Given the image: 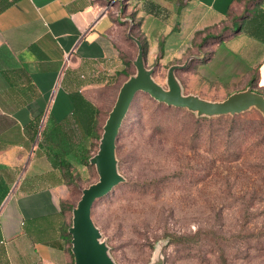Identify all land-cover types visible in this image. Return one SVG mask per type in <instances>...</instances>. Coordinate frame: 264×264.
Returning a JSON list of instances; mask_svg holds the SVG:
<instances>
[{"label": "crops", "instance_id": "obj_1", "mask_svg": "<svg viewBox=\"0 0 264 264\" xmlns=\"http://www.w3.org/2000/svg\"><path fill=\"white\" fill-rule=\"evenodd\" d=\"M130 35L146 64L154 39L159 60L186 54L178 79L264 87V0H0V264H73L72 182L134 72Z\"/></svg>", "mask_w": 264, "mask_h": 264}, {"label": "rangeland", "instance_id": "obj_2", "mask_svg": "<svg viewBox=\"0 0 264 264\" xmlns=\"http://www.w3.org/2000/svg\"><path fill=\"white\" fill-rule=\"evenodd\" d=\"M157 45L155 39L147 42V64L166 86L168 66L182 63L186 54L167 53L159 60ZM177 75L186 93L210 100L241 87L203 78L191 68ZM254 89L264 93L263 86ZM107 97L102 121L113 105ZM164 105L144 92L135 95L116 140L124 180L93 204V221L111 257L117 264H148L161 245L162 264H264L255 228L264 224L263 173L254 174L253 159L243 155L253 141L254 124L247 136L229 130L225 119L231 115L198 117ZM241 114L264 126L257 109ZM97 179L91 166L81 170L79 186ZM80 194L76 189L74 203Z\"/></svg>", "mask_w": 264, "mask_h": 264}, {"label": "water", "instance_id": "obj_3", "mask_svg": "<svg viewBox=\"0 0 264 264\" xmlns=\"http://www.w3.org/2000/svg\"><path fill=\"white\" fill-rule=\"evenodd\" d=\"M135 42L137 52L132 62L134 72L119 86L114 103L102 125L97 149L88 162L98 179L81 189V194L71 210V225L68 228L71 240L73 264H117L109 253V247L101 240V233L92 218L94 202L107 195L124 180L118 171L116 140L123 120L138 92H144L157 102L167 106L185 108L198 117L237 115L250 108L257 109L264 119V95L246 87L229 93L221 100L205 99L195 93H186L175 75L176 65L168 68L165 85L154 77V67L147 66L141 41L130 35ZM161 245L148 264H162Z\"/></svg>", "mask_w": 264, "mask_h": 264}, {"label": "trees", "instance_id": "obj_4", "mask_svg": "<svg viewBox=\"0 0 264 264\" xmlns=\"http://www.w3.org/2000/svg\"><path fill=\"white\" fill-rule=\"evenodd\" d=\"M148 6L151 8L149 13L156 15V12H155L156 6L151 4V3H149ZM121 10H122V5H120V11ZM132 25H134V24L132 23ZM138 38L140 39V37H138ZM141 42H142V40H141ZM142 45H143V54L145 56V44H144V42H142ZM159 55L161 56V53ZM170 66H168V67H170ZM132 71H133V69H132ZM124 75H125V77H127L129 75V72H125ZM249 85H253V84L250 83ZM262 94L264 95V93H262ZM164 107L165 108H171V106H167V105H164ZM222 117H224V116H222ZM222 117H219L218 121H221ZM225 120H226V122H228V124H230V126H229L230 131H233L235 129H240V130L245 131V135H247V136H250L252 134L250 131L248 132V129L250 128L249 125L254 124V130H253L254 135H252L253 141L250 143V145L245 150L243 155H244V157L250 156L253 159V161H254L253 166L256 169L254 174L260 175L261 173H263L260 176V179L264 180V126L261 124V122H259V121L257 122L253 118L244 116V114L228 116V119H225ZM227 120H229V121H227ZM87 160H88V156L84 159L85 163H87ZM63 167L65 169V176L72 177V175L69 172V165H63ZM72 183L75 185L76 189H81L79 186V182L73 181ZM255 228L258 229L257 239H258V241H260V245L262 246L261 248H264V224H260L259 227L255 226Z\"/></svg>", "mask_w": 264, "mask_h": 264}]
</instances>
